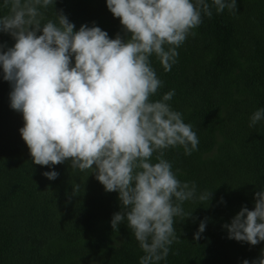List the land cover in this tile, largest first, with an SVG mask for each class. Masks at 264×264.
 <instances>
[{"label":"clouds","instance_id":"obj_1","mask_svg":"<svg viewBox=\"0 0 264 264\" xmlns=\"http://www.w3.org/2000/svg\"><path fill=\"white\" fill-rule=\"evenodd\" d=\"M55 2L0 0V33L15 40L12 47L0 43V72L10 83L9 106L23 116L20 135L34 164L51 168L70 159L74 172L94 173L105 191L117 192L121 210L111 218L112 229L126 221L143 253L139 264H160L177 239L174 218L191 216L184 203H208L212 191L198 193L195 182L180 181L164 158V150L176 146L190 155L199 139L167 103L174 89L149 99L162 85L149 58L154 54L169 71L202 14L211 17L212 6L217 13L235 14L237 0H211V5L208 0H106L130 33L124 40L119 34L110 39L95 22L74 31L62 11L55 10L56 20H45L41 9ZM262 120L264 108H259L249 127ZM43 175L55 180L59 173ZM78 193L76 184L72 195ZM254 196L253 210L243 206L223 225L228 239L264 241V189ZM242 264H264V249Z\"/></svg>","mask_w":264,"mask_h":264},{"label":"trees","instance_id":"obj_2","mask_svg":"<svg viewBox=\"0 0 264 264\" xmlns=\"http://www.w3.org/2000/svg\"><path fill=\"white\" fill-rule=\"evenodd\" d=\"M55 10L67 16L74 31L95 22L110 39L130 37L106 0H56L41 9L45 20H56ZM212 12L202 14L195 34L177 48L169 71L154 54L149 58L162 81L149 99L174 89L167 103L199 139L190 155L176 146L164 150V158L180 181L195 182L198 193L212 191L208 203H184L191 216L174 218L177 239L160 264H242L264 249V241L228 239L223 228L241 207L253 210L254 194L264 189V120L249 127L250 115L264 108V0H237L235 14L217 13L214 6ZM0 38L6 48L15 43L6 33ZM10 91L0 72V264H139L143 253L126 221L111 227L113 214L121 210L118 193L105 191L94 173L74 172L70 159L51 168L34 164L19 132L22 113L9 106ZM221 132L222 150L211 156ZM49 170L59 173L55 180L43 175ZM76 184L80 193L73 196ZM205 219V231L195 240Z\"/></svg>","mask_w":264,"mask_h":264},{"label":"rangeland","instance_id":"obj_3","mask_svg":"<svg viewBox=\"0 0 264 264\" xmlns=\"http://www.w3.org/2000/svg\"><path fill=\"white\" fill-rule=\"evenodd\" d=\"M2 42H3V40L0 38V43H2ZM223 141H224V134L221 132L220 133V143L215 147V149H214V151H213L211 156H215L217 153H219L220 150H222L221 144H222ZM235 142L238 143L237 138H235Z\"/></svg>","mask_w":264,"mask_h":264}]
</instances>
